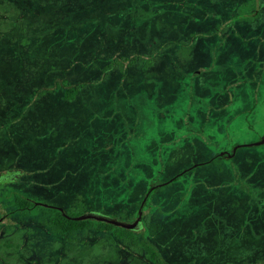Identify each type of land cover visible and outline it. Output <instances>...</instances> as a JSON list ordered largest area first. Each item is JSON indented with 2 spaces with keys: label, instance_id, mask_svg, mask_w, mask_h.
<instances>
[{
  "label": "rangeland",
  "instance_id": "rangeland-1",
  "mask_svg": "<svg viewBox=\"0 0 264 264\" xmlns=\"http://www.w3.org/2000/svg\"><path fill=\"white\" fill-rule=\"evenodd\" d=\"M263 64L264 0H0V258L264 264ZM9 193L143 228L59 235Z\"/></svg>",
  "mask_w": 264,
  "mask_h": 264
},
{
  "label": "trees",
  "instance_id": "trees-1",
  "mask_svg": "<svg viewBox=\"0 0 264 264\" xmlns=\"http://www.w3.org/2000/svg\"><path fill=\"white\" fill-rule=\"evenodd\" d=\"M122 59L124 60L125 58L123 57ZM132 61H134V60H132ZM148 63L150 64V61ZM107 66H110V64H108ZM65 83H67V82H65ZM67 86L68 87L66 88L65 92L63 93V98L67 99V100H73L74 97L76 96L77 92H78L77 87H71L70 85H67ZM159 184H162V183L159 182ZM5 198L7 199V202L10 205H14L13 211L24 210V209H26L25 208L26 206H30V207L32 206L31 203L26 198L21 196V194L9 193ZM0 200H2L1 197H0ZM40 209H45V208H40ZM47 211H49L51 213H55V214H52L51 216H49L48 225L51 227L52 230H54L55 232H57L59 234L69 233L72 231L84 229L86 226H91V227H95L99 230L115 228L116 231H118L119 235H128V236L134 237L133 236L134 231H128V230H125V229L120 228V227H114L112 225L93 221V220L75 221L72 219L65 218L59 212H56V211H53L50 209H47ZM82 211L77 210L75 212H72L71 215L77 216V215L81 214ZM104 214H106V213H104ZM107 215H109V214H107ZM110 216L117 218V216H115V215H110ZM118 218L123 219L122 217H119V216H118ZM134 218H136V215L130 214L128 216V218L124 219V220L132 221V219L134 220ZM140 244L144 247V249L146 250V252L150 258V260L154 264H163L161 259H160L158 252L154 249V247H152L149 243H147L143 240H141Z\"/></svg>",
  "mask_w": 264,
  "mask_h": 264
},
{
  "label": "water",
  "instance_id": "water-1",
  "mask_svg": "<svg viewBox=\"0 0 264 264\" xmlns=\"http://www.w3.org/2000/svg\"><path fill=\"white\" fill-rule=\"evenodd\" d=\"M262 142H264V137L261 138V140L259 142H256V144H259ZM18 174H19V171H15V172L7 171L5 173H0V183L6 182L10 177L17 176ZM34 204L35 205H41V206H47L46 204L40 203V202H35ZM58 209L60 211H62V209H60V208H58ZM63 215L65 217L72 219V220H75V221L93 220V221L109 224V225H112L114 227H120V228H123L125 230L134 231V232L140 231L143 228L141 211L138 212L137 217L132 221L121 220V219H118L116 217L104 214V213L99 212V211H94V210H89V211L83 212V213H81L77 216H73V217L67 216L64 213H63Z\"/></svg>",
  "mask_w": 264,
  "mask_h": 264
},
{
  "label": "flooded vegetation",
  "instance_id": "flooded-vegetation-1",
  "mask_svg": "<svg viewBox=\"0 0 264 264\" xmlns=\"http://www.w3.org/2000/svg\"><path fill=\"white\" fill-rule=\"evenodd\" d=\"M247 4V3H246ZM233 38H235V37H233ZM263 40V39H262ZM234 41H236L235 39H234ZM263 66H264V64H263ZM5 172H7V171H5ZM5 172H3V173H5ZM12 172V171H11ZM19 174H20V172H19ZM18 174V175H19ZM17 175V176H18ZM17 176H14V177H10L7 181H10V180H12V179H14V178H16ZM6 181V182H7ZM5 183V182H4ZM0 184H2V183H0ZM21 196H23L24 198H26L30 203H31V207L30 206H26L25 208L26 209H24V210H20V211H17V212H21V213H24V211H26V213H24V214H29V213H33L31 210H32V207L33 206H36V207H39V208H45V209H40V210H42L43 212H45V213H47V214H49V216H51L52 214H55V213H51V212H49V211H47V209H50V210H53V211H56V212H59L60 214H62L63 215V213L65 214V215H67V216H70V217H73L72 215H71V213L72 212H75V211H70V210H68V209H66V208H64L63 206H61V205H55V206H53V205H50V203H45V202H40V203H44V204H46L47 206H41V205H35L34 203L36 202H34L30 197H28V196H26V195H21ZM2 208V207H1ZM58 208H60V209H62V211H60ZM77 211V210H76ZM84 212H86V211H84ZM35 213V212H34ZM83 213V212H82ZM12 214H14V211H13V209L11 210V212H10V215H12ZM49 216H48V220H47V223H48V221H49ZM64 216V215H63ZM65 217V216H64ZM65 218H67V217H65ZM5 219V214H0V223L3 221ZM67 219H69V218H67ZM91 226H86L84 229H80V230H77V231H82V230H85V229H87V228H90ZM54 231V230H53ZM77 231H72V232H69V233H63V234H59V233H57V232H55L56 234H59V235H65V234H71V233H73V232H77ZM10 241V240H9ZM8 240L5 242V244H4V246L6 247V249H11V248H13V244H12V242H9ZM1 259V262H0V264H11L8 260H7V258H0ZM160 259H161V257H160ZM161 261H162V259H161ZM163 263V262H162Z\"/></svg>",
  "mask_w": 264,
  "mask_h": 264
}]
</instances>
